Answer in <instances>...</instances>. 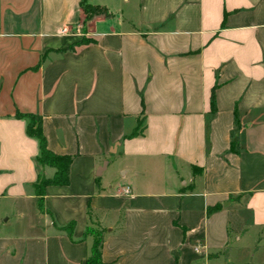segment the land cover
Returning a JSON list of instances; mask_svg holds the SVG:
<instances>
[{
    "label": "crops",
    "instance_id": "0c3cea01",
    "mask_svg": "<svg viewBox=\"0 0 264 264\" xmlns=\"http://www.w3.org/2000/svg\"><path fill=\"white\" fill-rule=\"evenodd\" d=\"M82 1L0 0V264H85L90 228L103 264H264V0ZM17 113L72 157L42 212Z\"/></svg>",
    "mask_w": 264,
    "mask_h": 264
},
{
    "label": "trees",
    "instance_id": "16d2710c",
    "mask_svg": "<svg viewBox=\"0 0 264 264\" xmlns=\"http://www.w3.org/2000/svg\"><path fill=\"white\" fill-rule=\"evenodd\" d=\"M81 10L84 14V24L92 22L96 18H111L112 13L107 8L102 6L92 5L90 0H83L80 3ZM85 31V29H83ZM94 41L90 38L84 37L80 41L72 44L67 49L56 51L57 53H63L66 51H75L77 47L86 46L92 44ZM212 110H215V104L213 97L211 99ZM16 118L26 120V134L27 136L35 139L38 144V155L35 158V162L40 167H49L55 170L51 178H45L44 176L38 175L36 182L32 185L34 196L36 197V208L38 211L43 210V198L45 196V190L48 186H66L69 182V170L72 162L71 156L57 155L51 152L47 147L46 138L42 128V117L39 115L32 114H16ZM239 122L237 112H234V126L230 131V143L228 152L238 153L240 151L239 144ZM135 132L132 136L137 135ZM217 208L209 209L212 212ZM72 224L65 228L66 231H70ZM88 233L93 236V243L90 249L89 257L85 264H103L101 259V247L103 244V231H97L88 229Z\"/></svg>",
    "mask_w": 264,
    "mask_h": 264
},
{
    "label": "built area",
    "instance_id": "2783aa9c",
    "mask_svg": "<svg viewBox=\"0 0 264 264\" xmlns=\"http://www.w3.org/2000/svg\"><path fill=\"white\" fill-rule=\"evenodd\" d=\"M65 30L61 31V34H64ZM121 195L124 197H129L131 195V189L128 186H125L121 189ZM199 247V246H198Z\"/></svg>",
    "mask_w": 264,
    "mask_h": 264
},
{
    "label": "rangeland",
    "instance_id": "374dc122",
    "mask_svg": "<svg viewBox=\"0 0 264 264\" xmlns=\"http://www.w3.org/2000/svg\"><path fill=\"white\" fill-rule=\"evenodd\" d=\"M89 26H90V23H87V24L85 23L83 29L87 30V28ZM82 27H83V22H82ZM106 174L111 175V177H113V178L114 177H118L117 171L116 170H113L112 168H110Z\"/></svg>",
    "mask_w": 264,
    "mask_h": 264
},
{
    "label": "water",
    "instance_id": "95a60500",
    "mask_svg": "<svg viewBox=\"0 0 264 264\" xmlns=\"http://www.w3.org/2000/svg\"><path fill=\"white\" fill-rule=\"evenodd\" d=\"M100 174V173H99Z\"/></svg>",
    "mask_w": 264,
    "mask_h": 264
}]
</instances>
